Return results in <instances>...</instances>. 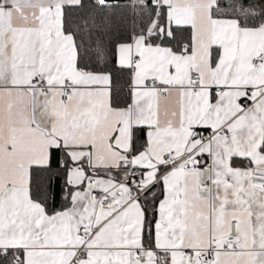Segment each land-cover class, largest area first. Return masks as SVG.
<instances>
[{
    "label": "snow or ice",
    "instance_id": "1",
    "mask_svg": "<svg viewBox=\"0 0 264 264\" xmlns=\"http://www.w3.org/2000/svg\"><path fill=\"white\" fill-rule=\"evenodd\" d=\"M0 264H264V0H0Z\"/></svg>",
    "mask_w": 264,
    "mask_h": 264
}]
</instances>
